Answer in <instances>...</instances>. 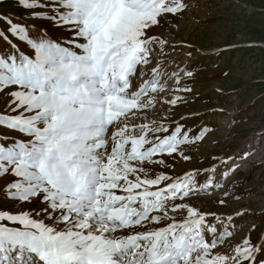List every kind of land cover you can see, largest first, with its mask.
Instances as JSON below:
<instances>
[{"label": "snow or ice", "instance_id": "6c2138e0", "mask_svg": "<svg viewBox=\"0 0 264 264\" xmlns=\"http://www.w3.org/2000/svg\"><path fill=\"white\" fill-rule=\"evenodd\" d=\"M15 4L23 14L0 13V199L15 209L0 208V264H264L255 225L234 239L246 209L191 203L224 187L213 176L234 157L172 174L211 131L177 112L193 91L171 55H193L188 0Z\"/></svg>", "mask_w": 264, "mask_h": 264}, {"label": "rangeland", "instance_id": "374dc122", "mask_svg": "<svg viewBox=\"0 0 264 264\" xmlns=\"http://www.w3.org/2000/svg\"><path fill=\"white\" fill-rule=\"evenodd\" d=\"M188 3L190 8L181 21L180 37L192 44L193 55L187 58V49L171 55L193 73L183 81L193 91L187 94L188 103L177 112L189 116L187 127L192 129V135L205 126L211 131L198 150L188 149L193 159L178 163L172 174L210 167L218 163L212 161L213 156L234 157L238 164L235 171L221 180L226 167L220 165L213 176L224 187L195 195L191 203L201 210L229 214L246 209L248 214L235 220L239 230L234 239L240 240L255 225L250 235L253 243H258L264 237V0H188ZM0 13L23 14L15 0H0ZM35 23L47 28L54 37L60 35L47 21ZM5 106L6 99L0 94V112ZM246 151L250 154L241 159ZM204 179V174L198 177L201 184ZM5 183L0 178V188ZM233 184L236 186L229 187ZM225 191L229 193L227 197ZM218 199H226L227 207H221ZM0 208L15 210L3 199Z\"/></svg>", "mask_w": 264, "mask_h": 264}]
</instances>
